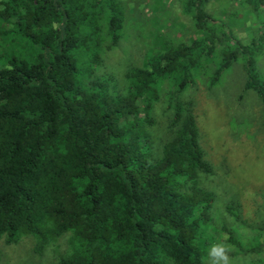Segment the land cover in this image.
I'll return each mask as SVG.
<instances>
[{"label": "trees", "instance_id": "1", "mask_svg": "<svg viewBox=\"0 0 264 264\" xmlns=\"http://www.w3.org/2000/svg\"><path fill=\"white\" fill-rule=\"evenodd\" d=\"M208 1L182 3L198 37L164 43L124 74L125 93L112 94L104 81L84 83L82 64L95 65L99 54L89 61L82 54L100 22L107 49L118 45L119 0H0V239L32 235L41 253L69 234L70 253L57 264H204L201 224L214 198L199 175L213 168L195 103L181 95L218 46L209 88L246 56L242 92L259 101L264 126V78L254 60L263 41L243 45L232 31L221 33ZM240 1L252 12L264 7V0ZM7 40L26 54L1 52ZM164 84L172 115L156 145L153 111Z\"/></svg>", "mask_w": 264, "mask_h": 264}, {"label": "rangeland", "instance_id": "2", "mask_svg": "<svg viewBox=\"0 0 264 264\" xmlns=\"http://www.w3.org/2000/svg\"><path fill=\"white\" fill-rule=\"evenodd\" d=\"M184 0H119L123 23L118 45L110 43L105 22L96 26L90 48L82 54L89 61L99 54L95 65H82L84 83L109 85L112 94L125 93L124 74L141 67L146 56L162 51L163 44L186 43L198 37L193 22L182 11ZM205 11L218 22L221 33L232 34L243 44L263 41L254 52L255 70L264 78V7L252 12L240 0H209ZM222 26H221V25ZM223 27V28H222ZM224 30V31H223ZM228 44V43H226ZM100 51V52H98ZM223 47L203 60L181 101H194L193 113L200 134V145L213 168L211 175H199V187L213 194L208 220L201 224L200 241L204 246V264H210L208 252L213 244L224 243L230 249L231 264H264V126L261 105L252 92H242L245 82L242 64L246 56L226 71L216 86L209 88V76L217 66ZM4 54L21 57L26 49L16 40H7ZM194 70V71H195ZM83 79V75L81 76ZM164 84L155 104L152 134L155 144L168 136L171 111L167 109L168 92ZM229 209V210H228ZM238 214L239 219L233 215ZM231 240H234L233 243ZM37 240L20 235L14 243L0 239V264H57L70 253L69 234L51 240L41 253L35 251Z\"/></svg>", "mask_w": 264, "mask_h": 264}, {"label": "clouds", "instance_id": "3", "mask_svg": "<svg viewBox=\"0 0 264 264\" xmlns=\"http://www.w3.org/2000/svg\"><path fill=\"white\" fill-rule=\"evenodd\" d=\"M230 249L224 243L213 244L208 252L210 264H231Z\"/></svg>", "mask_w": 264, "mask_h": 264}]
</instances>
